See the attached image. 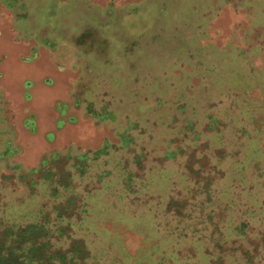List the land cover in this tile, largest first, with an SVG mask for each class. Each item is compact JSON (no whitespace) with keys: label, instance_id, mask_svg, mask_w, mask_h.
I'll use <instances>...</instances> for the list:
<instances>
[{"label":"rangeland","instance_id":"374dc122","mask_svg":"<svg viewBox=\"0 0 264 264\" xmlns=\"http://www.w3.org/2000/svg\"><path fill=\"white\" fill-rule=\"evenodd\" d=\"M56 152L45 168L106 218L73 217L75 238L98 229L125 264H264V0H0V221L36 210L17 209L28 182L47 202L25 175ZM137 154V178L164 169L162 198L121 191Z\"/></svg>","mask_w":264,"mask_h":264},{"label":"trees","instance_id":"16d2710c","mask_svg":"<svg viewBox=\"0 0 264 264\" xmlns=\"http://www.w3.org/2000/svg\"><path fill=\"white\" fill-rule=\"evenodd\" d=\"M153 87L158 90L156 86ZM163 88L165 89V87ZM161 90L163 91L162 88ZM187 124L191 125L192 123L188 121ZM196 136L198 135H195V137ZM113 146L112 150H115L118 146L120 148L123 147L122 144H116ZM104 148L105 146L88 154L86 152L82 153L77 157L85 162L96 157L97 159H103V157H107L109 154V151H105ZM133 149H135L134 146L130 150ZM170 156L174 158L175 152L165 150L161 151L157 158L165 159L170 158ZM56 157H58L57 152L50 154L48 157L46 156L40 161L37 167L28 170L25 175L26 177H29L33 174H37L40 175L43 180L48 182L47 185L49 188H47L45 192L47 194L45 195L47 202L36 204L33 201L34 198L31 200L33 193L37 191L33 188L38 183L28 182L27 184L30 187V191H28L30 199H28L27 202L23 201L20 204L21 206L17 209L22 210V206L24 207L26 204H30L26 205V208L27 206L33 208V206L36 205V210L28 211V215H25L24 217V220L27 222H24L23 224L16 223L15 221H4L3 219L0 221V264H125L124 259L120 256V253L124 252V250H122L123 246L121 245V241L115 243L114 241L103 237L100 232L97 231L98 229H89L91 232H85V234L82 227H80L83 235L81 238H75L74 230L68 226L70 223L69 221L73 217H77L80 226H82V222L84 224L88 221H100L102 219L105 221L106 218L98 213L97 207H92V210L88 207L87 195L82 196L81 201H73V196L70 194V183H68L65 178L58 179L57 174L59 173L56 174L53 170L45 168L49 164V160H54ZM146 160L147 156H145V154H137L132 157L131 163L135 164L132 169H129L126 166L123 167L121 170L123 171V175H121L120 179L121 191L124 190L126 196L136 193L137 197H140V192H146L149 190V187L153 186L155 187L156 192H158V196L162 198L160 189H163L166 185V181L164 180L165 175H162L164 174V169L161 170V168H158V175H153L155 173L152 172L153 174L146 175L143 178L140 176V179L136 176V169L140 168L136 164H144ZM74 166L81 175L85 174V170L88 167L86 163L78 165L75 163ZM101 173L99 179L103 181L106 174L104 171ZM134 179L139 180V183L134 185ZM63 197L66 198V203L71 206L72 212L70 211L71 213H69V215H65V209L69 207L65 203L62 205L61 203L63 202L59 200ZM98 198L94 199L95 203H98ZM155 202H151L147 205L148 209L156 207L157 205ZM75 203L77 204V207L74 210L75 207H73V205ZM111 203H116V199H113ZM46 204H48L47 206L49 210L43 208ZM259 206L262 207V204L259 203ZM143 212L144 214L139 213L140 215H124V219H126L125 222L128 223L132 221L135 223L132 227L136 226L138 222L148 223L146 215L150 212L148 210ZM117 216H115V220L117 219ZM99 230L102 231V229ZM66 243L68 244L66 245ZM197 255L199 257L197 260H201L200 262L202 264H208L206 262H208L210 258L209 254L201 250ZM189 260L190 262L194 261L190 257ZM154 264H171V259L167 254L162 253L158 260H154Z\"/></svg>","mask_w":264,"mask_h":264}]
</instances>
